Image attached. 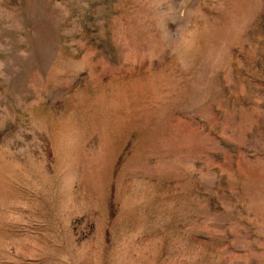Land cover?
Here are the masks:
<instances>
[{
    "label": "rangeland",
    "instance_id": "obj_1",
    "mask_svg": "<svg viewBox=\"0 0 264 264\" xmlns=\"http://www.w3.org/2000/svg\"><path fill=\"white\" fill-rule=\"evenodd\" d=\"M0 264H264V0H0Z\"/></svg>",
    "mask_w": 264,
    "mask_h": 264
}]
</instances>
